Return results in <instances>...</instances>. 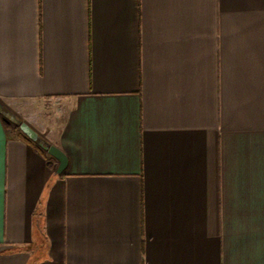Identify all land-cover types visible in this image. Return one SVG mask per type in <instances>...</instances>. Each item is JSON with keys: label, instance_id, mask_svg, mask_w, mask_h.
Wrapping results in <instances>:
<instances>
[{"label": "crops", "instance_id": "crops-1", "mask_svg": "<svg viewBox=\"0 0 264 264\" xmlns=\"http://www.w3.org/2000/svg\"><path fill=\"white\" fill-rule=\"evenodd\" d=\"M0 264H264V0H0Z\"/></svg>", "mask_w": 264, "mask_h": 264}, {"label": "rangeland", "instance_id": "rangeland-1", "mask_svg": "<svg viewBox=\"0 0 264 264\" xmlns=\"http://www.w3.org/2000/svg\"><path fill=\"white\" fill-rule=\"evenodd\" d=\"M44 113L43 108L39 111V114L42 115ZM65 110L63 108H55L54 111H48L45 113L47 116V132L49 137L53 140L52 142H56V138L59 134V131L63 125L65 119ZM49 120V121H48ZM52 143V144H54Z\"/></svg>", "mask_w": 264, "mask_h": 264}]
</instances>
